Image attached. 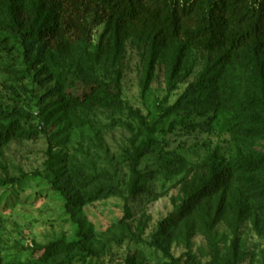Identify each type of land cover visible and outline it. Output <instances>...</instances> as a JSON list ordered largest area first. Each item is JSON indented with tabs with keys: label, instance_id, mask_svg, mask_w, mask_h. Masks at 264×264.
<instances>
[{
	"label": "rangeland",
	"instance_id": "1",
	"mask_svg": "<svg viewBox=\"0 0 264 264\" xmlns=\"http://www.w3.org/2000/svg\"><path fill=\"white\" fill-rule=\"evenodd\" d=\"M174 1L142 0L144 24L134 32L77 4L80 32L61 30L30 70L19 39L0 31L10 46L0 49V109L18 115L21 129L38 132L0 144L1 264H213L228 256L233 239L234 264H264V233L250 220L237 166L264 152V140L232 134L235 121H256L238 109L264 93V81L249 54L229 48L228 31L212 50L190 39L194 11L174 17L181 33L171 35ZM196 82L209 84L211 96L173 107ZM130 153L138 154L134 188ZM211 158L232 169L217 192L205 188ZM46 164L82 194L73 211L95 255L56 248L43 256L49 243L78 239ZM109 174L118 177L120 193L86 198L87 189L114 183ZM203 188L198 203L181 210Z\"/></svg>",
	"mask_w": 264,
	"mask_h": 264
},
{
	"label": "trees",
	"instance_id": "2",
	"mask_svg": "<svg viewBox=\"0 0 264 264\" xmlns=\"http://www.w3.org/2000/svg\"><path fill=\"white\" fill-rule=\"evenodd\" d=\"M142 0H0V31H7L16 36L23 48V58L27 69L35 67V64L43 62L45 47H50L59 37L62 30L74 33L80 32L79 18L74 7L77 4L93 7L102 16L111 20L117 27L129 32L137 31L138 26H142L144 19L141 15ZM174 1V0H173ZM175 2H180L179 8L175 7ZM168 15L170 21L167 30L171 35H179L180 21L175 19L177 16H185V12H195L197 19L193 30L189 31V38L200 44L203 49L212 50L223 35L228 31L229 38L227 45L235 52L245 51L253 60L256 68L259 69L257 75L264 81V0H177ZM176 11V14H175ZM67 16V17H66ZM78 19H77V18ZM0 49L9 50L10 46L5 42V38L0 35ZM96 80V77H94ZM264 84V83H263ZM208 85L201 82L191 83L187 86L181 98L173 105L179 109L194 99L211 96L212 91L207 90ZM186 98L187 101L182 102ZM114 104L120 106L121 101L117 96H112ZM242 116H253L255 120L244 126L235 121L232 124V134L235 139L249 142V139L264 140V93L259 97H253L244 109H238ZM14 116L13 121L7 124H0V144L12 138L27 137L37 138L38 132L26 131L21 129L18 115L0 109V120ZM242 135V136H241ZM239 136V137H238ZM245 137V138H243ZM151 145L149 141L148 147ZM50 155V154H49ZM134 153L128 156L130 170L133 180L131 188H134L138 177L137 160ZM210 180L205 188L209 192H217L231 180V167L222 166L213 158L207 162ZM238 169L242 168L243 173L239 176L242 186V193L248 192L245 196L246 203H251L248 207L251 221L255 231L259 234L264 233V152L254 151L252 155L241 158L237 163ZM46 173L52 186L57 189L65 199V208L72 219H75L73 205L81 203L82 194L73 188L70 177L58 180L56 171L46 164ZM95 177L96 175H92ZM59 177V176H58ZM91 177V178H93ZM108 178L114 183L108 187L99 185L95 189H87L84 194L89 200L109 194H118L119 179L115 174H109ZM11 183L15 179L9 180ZM197 193L191 201H185L181 210L189 206H195L205 195L204 189ZM85 190V189H84ZM132 190V189H131ZM77 223L78 239L71 243L57 241L46 245L43 256L54 253L56 248L70 251H86L88 255H95L97 251L86 245L87 234L84 223L75 219ZM170 225L173 223L169 222ZM175 224V223H174ZM169 226V225H167ZM238 247L236 240L233 239L230 245L228 256L220 263L213 264H234L237 260ZM1 264V263H0ZM38 264V263H33ZM126 264H134L133 260H128ZM191 264H201L191 258Z\"/></svg>",
	"mask_w": 264,
	"mask_h": 264
}]
</instances>
